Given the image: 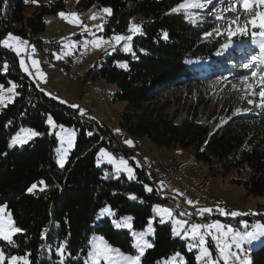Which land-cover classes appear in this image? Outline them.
I'll return each instance as SVG.
<instances>
[{"label":"trees","instance_id":"16d2710c","mask_svg":"<svg viewBox=\"0 0 264 264\" xmlns=\"http://www.w3.org/2000/svg\"><path fill=\"white\" fill-rule=\"evenodd\" d=\"M66 2L53 0L34 6L26 15L32 0H0V39L12 33L30 46L48 50L55 43L39 38L45 30L44 18L64 11ZM181 3L184 0H78L80 10L93 5L110 9L101 30L104 37L122 34L131 19L143 18L140 33L131 39L132 54L125 55L120 49L112 56L103 53L94 79L115 87L112 102L125 103L118 126L126 137H146L158 149H191L196 162L222 176L246 170L248 178L234 182L244 187L247 196L264 197V110L237 117L225 113L227 120L211 129L209 117L202 124L191 114L176 123L179 112L169 113L167 105L157 103L165 91L203 90L207 83L193 77L185 62L212 59L227 40L224 35L205 37L210 28L192 26L182 13L173 12ZM261 32L246 30L242 37L256 43L264 37ZM116 61L128 64L121 69ZM11 83L17 85V96L0 109V207H6L15 226L23 231L13 236V244L0 243L2 251L7 257L27 256L29 264H60L57 249L63 244V264H85L91 242L103 237L124 255H137L130 233L116 227L114 221L131 217V230L139 233L153 217L152 206L170 208L171 197L158 194L146 170L136 165L131 152L108 128L81 117L72 104L41 91L20 71L12 50L0 45V85L7 88ZM49 116L56 125L77 133L63 168L53 155L56 140L48 133ZM20 129H32L40 135L29 147L8 150L11 136ZM101 148L128 159L134 178L116 174L110 166L97 167ZM40 181L47 185L44 191H39L43 187ZM33 184L37 189L29 192ZM146 186L151 187L150 194ZM106 207L114 215L101 216ZM246 220L251 222L249 217ZM259 220L264 224L263 218ZM154 229L148 239L153 247L145 249L140 264H162L177 253L185 264H205L197 261L195 251H189L184 241L173 236L168 224L155 222ZM208 245L213 251L214 244ZM251 264H264V244L251 251Z\"/></svg>","mask_w":264,"mask_h":264},{"label":"rangeland","instance_id":"374dc122","mask_svg":"<svg viewBox=\"0 0 264 264\" xmlns=\"http://www.w3.org/2000/svg\"><path fill=\"white\" fill-rule=\"evenodd\" d=\"M52 1L53 0H35V2H33L32 0L31 5L27 7L25 13L29 15L34 6L49 4ZM195 2L196 0H184V4ZM77 3L78 0H67L64 11L44 18L46 26L39 38L46 42L52 41L55 43L48 50L42 51L35 46H30L28 41H26L27 46L23 47L19 56L12 50L18 57V62L21 58L25 60V64L29 72L32 73V77L21 68L19 63L20 71L29 80L34 81L33 77H37L38 69L39 72L44 74L43 82H41L39 78L35 80V83L39 85L38 87L40 89H43L46 93L59 101L77 105V108H72L76 109L81 117L97 121L108 128L114 137L120 139V144L122 143L125 149L131 152L130 154L133 156L138 167L143 165H141V162H144L146 168L144 165L143 168H145L147 172L152 171L156 173V176H151V178L158 194L161 193L164 195H161L162 198H170L172 196L178 197L187 208L196 211L198 208H209L213 210L212 207L218 204L221 205L225 212L226 210L238 212L241 215L235 217L215 213V218L213 217L206 223L219 222L225 226H231L234 230L241 231L242 233L245 231H252L256 225H264L259 220L262 218L264 219V197L247 196L244 187L234 182V180L237 179L246 180L248 178V172L246 170H243L240 174H238L237 171H231L226 176H222L221 174L211 172L206 165L196 162L193 158L191 149H158L146 137H126L123 134L119 129L118 123L120 114L125 108V103L112 102L110 100V95L115 91V87L110 84H105L100 79H94V75L96 74V64L103 56V53L112 56L117 49H120L125 55L132 54L131 40L117 43L112 41L111 37H104L101 35L103 23L111 12L106 13L102 11L107 7L93 5L88 9L80 10L76 7ZM230 3L231 0H212V4L206 5L204 11L189 9L187 7L181 9L179 7L177 12L182 13L192 26H206L210 28L212 30L211 32L216 36H226L227 40L225 44L227 45L237 43L239 46L249 47V41L245 40L242 35H244L246 30L250 29H260L264 31V28L261 27V25L264 24V4L257 3L256 0H249L248 8H244L243 0H237V3L233 5L236 11L233 12L231 8L228 7ZM225 8H228V10L224 11ZM189 12L199 16L196 23L190 22L188 15H186V13ZM61 13H63L64 16H61ZM73 13L76 14V18H73ZM216 14L222 15L225 19H215L214 17ZM234 17L236 19L233 23ZM142 22V17L131 19L126 31L118 35H123L125 37L131 36L133 38L140 33L139 26ZM253 24H255V27ZM132 26H138V30L135 32L129 31V28ZM229 26L235 32L231 40L227 37V29ZM85 29H87V31H85ZM216 29H220V32L217 33ZM8 34L4 38H6ZM205 37H208V35ZM98 38L103 39L99 40ZM93 40H97L98 46L92 43ZM261 40H264V37L260 36L257 39V41ZM85 41H88V43L85 44ZM73 42L76 44L75 48H64V45H71ZM125 43L129 45V51L123 49ZM33 48L35 49L34 52L32 51ZM27 49L29 52L28 55ZM221 49H224V46L221 47ZM66 51H71L72 54L63 55L61 59H56V55H60L62 52ZM220 53H222V51L217 53V55L215 54L212 59L206 62H185L186 69L193 77H198L202 82L207 83V86L203 90L198 91L196 89H189L186 91L182 90L181 92L173 90L165 91L161 94V98L157 100V103L167 105L169 113L176 110L179 112L176 123H180L182 120L190 117L189 115L195 114L197 121L199 123L202 122V124L205 119L209 117L210 120L208 123L210 128L213 129L218 124L221 125L227 120L225 113L229 112L230 116L237 117L247 116L251 113H259L264 110V96H261V92H264V64H260L259 61H256L253 62L252 67L244 68L243 66H238L237 68L235 65L229 66V61L223 63L221 59L217 60L216 58L219 57ZM253 55L259 56L256 52ZM30 56L32 59L38 61L37 65H32L31 59H29ZM222 57L223 56H221V58ZM249 59L252 60L251 58ZM115 64L118 68L124 69L126 67H121V65L127 66L128 63L126 61H116ZM232 64L233 63H230V65ZM237 69L238 72L235 73ZM253 72H255L256 75H253ZM8 87H10V85ZM6 95L10 96L12 94L6 93ZM16 96L17 94L14 98H16ZM249 100H251L252 103H249ZM8 104L10 103H7V105ZM4 107L5 106H0V109ZM80 109L84 110V115L80 114ZM46 126L48 127V133L53 135L56 140V147L53 150L56 164L58 159L57 149H67L66 164L70 152L74 148L76 131L72 128L63 126L75 132V136L71 138L72 145L69 147L68 138H65L63 144H61L60 138L56 135V133L60 131L58 125H56V128H53L46 120ZM20 130L11 136L7 146L8 150H21L34 143L37 136L23 145L10 146L11 139L19 133ZM126 140L132 141V145L129 146L125 143ZM103 149L109 152L106 148ZM109 153L112 154L111 152ZM124 160H126L130 166L128 159ZM103 165L110 166L116 174H124L127 179H133L129 178V173L127 171H117L116 166L108 163L105 158H102L101 163L99 166L97 165V167ZM132 176L134 177V172ZM147 192L149 194L151 193V191ZM188 200L193 201L195 206L189 205L187 203ZM171 204L173 205L174 203L171 202ZM1 207L5 209L6 215L8 213L6 207ZM157 207L166 206L153 205L151 208L153 217L150 220L152 221L153 231L143 237V240L149 243L150 241L148 239L152 237L155 230V222L159 225L168 224L173 234V224L169 220L161 222V217L154 211ZM169 209L172 210L173 206H170ZM247 217L251 218V222L246 220ZM178 218L189 220L183 217ZM189 221L197 223L194 220ZM245 225L249 227L245 228ZM119 228L130 233L131 242L136 248L138 255V249L136 247L138 236L134 235L135 232L127 227ZM147 228L148 224L141 232H146ZM231 235L232 234H229V236L225 238V242H230ZM173 236L176 235L173 234ZM176 237L184 241L189 250L188 245L193 242L189 239H183L181 236ZM205 240V247L209 249L210 257L214 264H225L224 259L220 258L221 253L216 247L217 242L212 241L210 236H206ZM208 242L209 244H214L213 251L208 245ZM0 243L8 242L0 241ZM262 244H264V236L250 243L243 242L242 248L239 250L235 249L233 246L231 251L235 252L236 255H230L228 252H225L227 264H251V251H254ZM92 246L91 244L89 252L92 250ZM221 246H223V244ZM2 248L3 246L0 245V251H2ZM189 251H195V258L200 254L199 249L195 247ZM89 252L84 260L85 264H91ZM172 258L170 260H172ZM206 259L207 258L200 261L205 262ZM169 261L162 264H169ZM101 264H103V261H101Z\"/></svg>","mask_w":264,"mask_h":264},{"label":"snow or ice","instance_id":"6c2138e0","mask_svg":"<svg viewBox=\"0 0 264 264\" xmlns=\"http://www.w3.org/2000/svg\"><path fill=\"white\" fill-rule=\"evenodd\" d=\"M35 2V0H33ZM257 3L264 4V0H256ZM237 3V0H231V3L229 4V8L233 12L236 11V8L233 7ZM212 4V0H196L195 3H189V4H180V8H189V9H197L200 11H204L206 5ZM249 6V0H243V7L248 8ZM179 9L173 8L172 11L176 12ZM228 8H225L224 11H227ZM103 12H110L109 9L104 8L102 10ZM188 15V18L190 19V22L196 23L199 19V16L195 13H186ZM61 16H64L63 13H61ZM73 18H76V14H72ZM215 19H225L220 14H216ZM235 17L233 18V23L235 22ZM255 27V24H253ZM262 28H264V24L261 25ZM138 30V26H132L129 28V31L135 32ZM239 30V29H238ZM87 31V29H85ZM216 32L219 33L220 29H216ZM213 33L209 32L206 35L211 36ZM255 34V33H254ZM235 35V32L231 29L229 26L227 29V37L229 40H231V37ZM260 35L264 36V32H261ZM164 38L167 39V34H164ZM99 40H102L103 38H98ZM132 39L131 36H123V35H114L111 37L112 41H115L117 43L121 41H130ZM106 42V41H105ZM255 42V41H254ZM88 41H85V44H87ZM92 43L96 46H98L97 40H93ZM0 45L6 48H10L11 50L15 51L16 54L19 56L21 54V51L23 50V47L27 46V42H20V39L18 37L13 36L12 34H8V36L4 39H0ZM76 44L73 42L71 45H64V48H75ZM228 45L225 44L224 48H227ZM123 49L125 51H129V45L125 43L123 45ZM32 51L34 52L35 49L33 48ZM259 51L261 53L260 56L253 55L251 57L253 62L259 61L260 64H264V40H261L259 42ZM71 51L62 52L60 55H56V59H61L63 55H71ZM31 59L32 65H37L38 61L35 59H32L31 56L29 57ZM21 68L28 73L30 77H32V73L29 72L25 60L23 58L19 61ZM121 67H126L125 65H121ZM246 68L252 67V65H245ZM3 70H7V64L3 65ZM253 75H256L255 72L252 73ZM39 78L41 82L44 80V74L39 72L37 69V77H33L34 82L35 80ZM39 86V85H37ZM17 85L15 83H11L10 87L5 88L3 85H0V106H7V103H11L15 97ZM41 91H44L43 89H40ZM6 93H11L12 95H6ZM48 94V93H46ZM261 96H264V92H261ZM55 98V97H54ZM61 103H65V101H60ZM249 103H252L251 100L248 101ZM72 107L77 108V105H72ZM80 114L84 115V110L80 109ZM47 123L52 125L53 128H56L54 121L52 120L51 116L48 117ZM60 131L56 133V135L60 138L61 144H63L65 138H68V145L71 147L72 145V139L75 136V132L69 129L64 128L63 126H59ZM119 131V130H117ZM40 135V133L36 132L32 129H21L19 133H17L10 142V146L15 145H23L27 143L30 139H32L35 136ZM88 135H92L91 132L88 133ZM125 143H127L129 146L132 145V141L126 140ZM58 159L57 164L59 167L63 168L64 164L66 162V154L67 149H57ZM102 158H105L108 163H111L116 166L117 171L125 170L129 173V178H134L132 176L133 169L128 165V162L124 159H117L113 157L112 154L107 152L105 149H100L98 153L97 158V165L101 163ZM40 185H43V187L39 188V191H44L47 185H45L44 181L39 182ZM37 189V184H33L28 191L32 192L33 190ZM147 191H152L150 187L146 186ZM132 199H135V197H131ZM187 203L189 205L195 206V203L191 200H188ZM157 215L161 217V222H165V220L171 221L173 224V234L176 236H181L183 239H189L193 243L189 244V250L192 248H198L199 249V255H197L196 259L198 261L205 259V264H214L210 257V252L207 247H205L206 236H210L212 241H216V247L219 249L221 253V257L225 261V264H227V256L225 255V252H228L230 255H236L235 252L231 251L232 247L234 246L235 249L239 250L242 248V243L247 242L250 243L251 241L264 236V225H256L252 231H236L231 226H225L222 223L219 222H213V223H195L190 222L189 220H182L179 219L171 209L166 207H157L154 209ZM212 209L209 208H198L196 211V214L198 216L203 217L205 213H212ZM217 211L221 215H231L232 217L241 215L238 212H231L226 213L223 209H217ZM101 216L103 215H114V212L110 208H104L101 210L100 213ZM191 213H179V216H190ZM131 217H125L122 218L119 221H114L116 227H127L131 229V223H130ZM247 228V225L244 226ZM23 230L17 226H15L14 221L11 219V213H7L5 215V209L3 207H0V241H6L9 244H13V236L17 233H21ZM153 231L152 229V221L150 220L148 223V228L146 232L141 233H134V235L138 236V239L136 240V247L138 249V255L135 256H128L124 255L120 252L119 249H115L112 246H110L103 237H97L92 243V250L89 252V260L91 261V264H101V261H103V264H139L140 258L143 256L144 251L146 248H151L153 245L147 241L143 240V237L147 235L148 233H151ZM231 235L230 242H225V238H227ZM43 238V236H42ZM223 244V246H221ZM58 255L60 256V264H63V258L66 254V249L63 244L58 246L57 249ZM29 264V261L27 259V256H5L4 252L0 251V264ZM169 264H185L182 257L179 256L177 253L175 257L172 258V260L169 261Z\"/></svg>","mask_w":264,"mask_h":264},{"label":"built area","instance_id":"2783aa9c","mask_svg":"<svg viewBox=\"0 0 264 264\" xmlns=\"http://www.w3.org/2000/svg\"><path fill=\"white\" fill-rule=\"evenodd\" d=\"M29 54V52H28V50H27V55ZM116 158H122V156L121 155H116ZM175 198V201H177V208H173L172 209V211H173V213L175 214V215H179V213H181V212H184V213H191L192 215H190V216H187L188 217V219H191V220H194V221H196L197 223H200V224H205L207 221H209L210 219H212L213 217L215 218V213H219L218 211H217V209H222V207L221 206H219V205H214L212 208H213V211H212V213L211 214H209V213H205L204 214V216L203 217H201V216H198L197 214H196V210H194V209H189V208H187L185 205H184V203H183V201L179 198H176V197H174ZM217 206V207H216ZM226 213H231L229 210H226Z\"/></svg>","mask_w":264,"mask_h":264},{"label":"crops","instance_id":"0c3cea01","mask_svg":"<svg viewBox=\"0 0 264 264\" xmlns=\"http://www.w3.org/2000/svg\"><path fill=\"white\" fill-rule=\"evenodd\" d=\"M21 42H22V41H21ZM27 50H28V49H27ZM142 164L144 165L145 163H144V162H141V165H142ZM143 165H142V166H143ZM145 165H146V164H145ZM145 165H144V166H145ZM145 168H146V166H145ZM145 172H146L147 177L149 178V181L151 182V184H152L153 187H154L155 184H154V182H153L151 176H156V173H154V172H152V171L147 172V170H146ZM151 172H152V173H151ZM154 188H155V187H154ZM159 193H160V192H159ZM160 195H163V194L160 193ZM163 196H164V195H163ZM161 197H162V196H161Z\"/></svg>","mask_w":264,"mask_h":264},{"label":"bare ground","instance_id":"6f19581e","mask_svg":"<svg viewBox=\"0 0 264 264\" xmlns=\"http://www.w3.org/2000/svg\"><path fill=\"white\" fill-rule=\"evenodd\" d=\"M251 58V57H250ZM114 155V157L116 158V155H121V154H117V153H115V154H113ZM122 156V155H121ZM123 158V157H122ZM117 160H119V159H121V158H116ZM142 168H143V166H142ZM144 170H145V168H143ZM172 198V202L174 203L173 204V207L174 208H177V201H175V198H174V196H172L171 197ZM176 198H178V197H176ZM179 199V198H178ZM216 205H218V204H216ZM219 206H221V205H219ZM217 215H219V214H217ZM183 218H185V219H188V217L187 216H182ZM189 220H191V219H189Z\"/></svg>","mask_w":264,"mask_h":264}]
</instances>
